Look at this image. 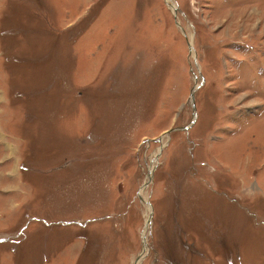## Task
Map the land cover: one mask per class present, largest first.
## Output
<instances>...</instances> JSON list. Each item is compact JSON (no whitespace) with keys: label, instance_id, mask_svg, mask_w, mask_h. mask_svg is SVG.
Instances as JSON below:
<instances>
[{"label":"rangeland","instance_id":"obj_1","mask_svg":"<svg viewBox=\"0 0 264 264\" xmlns=\"http://www.w3.org/2000/svg\"><path fill=\"white\" fill-rule=\"evenodd\" d=\"M0 264H264V0H0Z\"/></svg>","mask_w":264,"mask_h":264},{"label":"water","instance_id":"obj_2","mask_svg":"<svg viewBox=\"0 0 264 264\" xmlns=\"http://www.w3.org/2000/svg\"><path fill=\"white\" fill-rule=\"evenodd\" d=\"M194 92V91H193ZM192 95H194V93L192 94ZM193 97V96H192Z\"/></svg>","mask_w":264,"mask_h":264}]
</instances>
